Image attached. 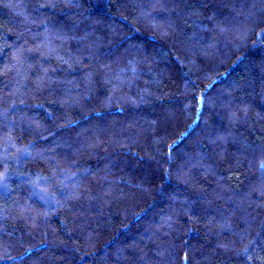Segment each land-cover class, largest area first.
Returning <instances> with one entry per match:
<instances>
[{
    "label": "trees",
    "instance_id": "trees-1",
    "mask_svg": "<svg viewBox=\"0 0 264 264\" xmlns=\"http://www.w3.org/2000/svg\"><path fill=\"white\" fill-rule=\"evenodd\" d=\"M0 264H264V0H0Z\"/></svg>",
    "mask_w": 264,
    "mask_h": 264
}]
</instances>
